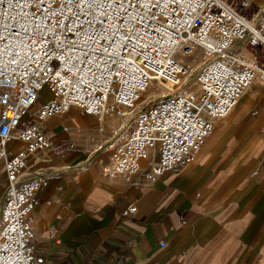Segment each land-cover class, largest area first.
Instances as JSON below:
<instances>
[{"label":"built area","instance_id":"2783aa9c","mask_svg":"<svg viewBox=\"0 0 264 264\" xmlns=\"http://www.w3.org/2000/svg\"><path fill=\"white\" fill-rule=\"evenodd\" d=\"M197 51L206 60L197 88L181 87ZM256 80L264 82V9L253 0H0V264H45L32 221L49 180L27 175L32 155L55 149L49 122L77 108L102 135L108 116L125 117L152 83L168 84L171 93L145 108L102 170L126 183L145 172L152 187L196 162L214 123ZM45 88L53 98L41 103ZM14 141L24 147L11 155ZM67 145L86 150L75 138ZM127 209L138 212L135 203Z\"/></svg>","mask_w":264,"mask_h":264},{"label":"crops","instance_id":"0c3cea01","mask_svg":"<svg viewBox=\"0 0 264 264\" xmlns=\"http://www.w3.org/2000/svg\"><path fill=\"white\" fill-rule=\"evenodd\" d=\"M253 1L264 9V0ZM90 119L74 113L75 130L93 126ZM119 119L108 116L103 127L113 130ZM52 122L55 149L32 155L27 175L49 180L32 221L45 264H264L262 81L214 123L194 165L166 172L152 187L145 172L131 183L106 179L86 150L69 149L77 137L71 126L63 124L74 134L62 126L53 137ZM18 142L6 146L11 155L23 149ZM6 178L0 161V212ZM132 203L138 212L131 215Z\"/></svg>","mask_w":264,"mask_h":264},{"label":"rangeland","instance_id":"374dc122","mask_svg":"<svg viewBox=\"0 0 264 264\" xmlns=\"http://www.w3.org/2000/svg\"><path fill=\"white\" fill-rule=\"evenodd\" d=\"M187 60H185L186 61V64H187V66L189 65V67H191V68H198V69H195V71H194V73H192V74H190V73H188V74H190L191 76H190V78L187 80V81H189L190 82V85H189V87L190 88H194V90H195V88H197V85H196V77H197V72H198V70H200L202 67H200L201 66V64L203 63V57H202V55H201V52L200 51H197V53L196 54H194V56H192V57H188V58H186ZM188 74L187 75H184V76H186V77H188ZM264 83V82H263ZM48 93V92H47ZM51 96V94L49 95V93H48V95H46L45 96V99L46 98H49ZM158 97V99H161L162 97H164V95L163 96H161V95H158L157 96ZM151 104H148V102L147 103H145V104H143L142 106H141V110H138L137 108H135L134 110H135V112H134V119L132 120V121H130V125L132 126L133 125V123L136 121V119L145 111V108H147V107H149ZM73 114V116H72V114ZM74 113H77V114H80L81 116H87V117H90V116H88L83 110H81V109H77V108H72L70 111H69V113H67V114H65L64 116H63V118L62 119H55V120H53V126H55V130L54 129H51V130H53V132H52V136L54 137L55 136V133H57V131H59L60 129V127H62L63 126V124L64 123H67L69 126H71V128L74 130L73 132H75L76 134L75 135H77V137L76 136H74V138L75 139H77V144H83V145H86V152H88V156H91V159L92 160H94V161H97V162H99V163H102V165L106 168V167H108V165H109V162H110V160H109V156H110V154H111V151H113V149L112 150H110L109 151V147L110 148H114L115 146H116V144H118V143H116L118 140H116V141H114L113 142V144H109L110 143V140L113 138V135H114V128H113V130H109L108 131V129L109 128H105L106 129V132L107 133H104V134H100L98 131H97V128H96V120H95V118H93V117H91V121H95V124H93V126L91 125V126H88V127H86V129H84L83 128V130L80 132V130L78 129V130H75L76 129V127H78V125L75 123V121H74ZM32 117V115L30 114V116H28V117H26V121L28 120H30V118ZM113 123H115V122H113ZM107 127V126H106ZM116 128H117V126H116ZM130 129V128H129ZM89 130H91V131H89ZM50 131V130H49ZM72 132V131H71ZM72 132V134H74ZM79 132H80V134H79ZM129 132V131H128ZM127 132V133H128ZM127 133H125V134H123V135H126ZM71 134V135H72ZM87 134L88 135H90V137L89 136H87ZM66 136V135H65ZM67 137V136H66ZM89 138L90 140H85L86 138ZM124 138H121L120 139V141H122ZM95 141V142H94ZM100 141V142H99ZM119 141V142H120ZM107 142V143H106ZM100 145H102L103 146V148H101L100 150H97V148L100 146ZM105 145V146H104ZM112 145V146H111ZM197 158V157H196ZM90 159V158H89ZM198 159V158H197ZM196 162H197V160H196ZM195 162V163H196ZM194 163V164H195ZM194 164H192V165H194Z\"/></svg>","mask_w":264,"mask_h":264},{"label":"bare ground","instance_id":"6f19581e","mask_svg":"<svg viewBox=\"0 0 264 264\" xmlns=\"http://www.w3.org/2000/svg\"><path fill=\"white\" fill-rule=\"evenodd\" d=\"M205 63H206V60L203 59V63L201 64L200 67H203L205 65ZM186 66H187V64H186ZM187 67L191 69V67H189V65ZM195 69H198V68H194V69L192 68V70L189 73L190 74L194 73ZM190 74H188V77H186L184 75L181 77V79H180V85H181V87H185V86H188L189 87L190 82L187 81V80L190 78V76H191ZM196 80H197V78H196ZM256 81H254V82H256ZM196 85H198V80L196 81ZM47 92L49 93V95L51 94L49 92V90L46 89V88L41 92L42 98H41L40 102L42 100H46L47 101V100H50V99L53 98V96L51 95L49 98H46L45 99V96L48 95ZM170 93H171V89H170V86L168 84H166V83L164 84V82L163 83L162 82L161 83L160 82H154L145 91L144 96L138 101V103H137V105H136L135 108H137L138 110H141V106L143 104H145L147 102H148V104H153L157 100H159L158 97H157L158 95L167 96ZM46 101H44L42 103H45ZM134 112H135V110L133 109L132 111H130L129 113H127L125 117L120 118L118 121H116L117 128H114V135H113V138L110 140V143L109 144H113V142L116 141V140H118L117 142H119L121 138H125L127 136V134H128L127 132L130 130L129 128L131 126L130 125V121H132L134 119V117H135L134 116L135 115ZM30 114L32 115V113L29 112V114L26 115L24 119L26 120V117L30 116ZM84 129H86V127H84ZM125 133H127V134L126 135H123ZM18 143H20V142H18ZM101 148H103L102 145H100L97 148V150H100Z\"/></svg>","mask_w":264,"mask_h":264}]
</instances>
